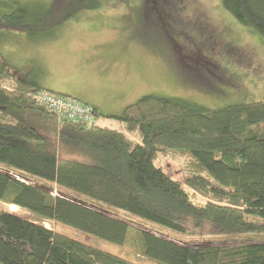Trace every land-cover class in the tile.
<instances>
[{
  "label": "trees",
  "instance_id": "1",
  "mask_svg": "<svg viewBox=\"0 0 264 264\" xmlns=\"http://www.w3.org/2000/svg\"><path fill=\"white\" fill-rule=\"evenodd\" d=\"M157 2L145 5L158 17ZM13 3L0 0V30L31 39L101 7L100 0ZM221 5L264 38V0ZM9 80L11 88L5 86ZM40 89L15 78L0 60V264H128L54 233L46 221L116 245L129 239L159 264H264V99L206 109L181 98L144 95L109 116L121 131L58 121L33 101ZM167 153L191 157L198 173L173 179L157 161ZM66 190L191 242L134 228L66 198ZM238 235L256 241H212Z\"/></svg>",
  "mask_w": 264,
  "mask_h": 264
},
{
  "label": "rangeland",
  "instance_id": "2",
  "mask_svg": "<svg viewBox=\"0 0 264 264\" xmlns=\"http://www.w3.org/2000/svg\"><path fill=\"white\" fill-rule=\"evenodd\" d=\"M4 1L11 5H15V1L43 5L51 0ZM100 3L98 10L78 13L34 39L26 34L0 30V60L11 72L29 67L39 80L46 79L52 86L62 88L57 71L61 60H55V56L65 47L64 38L76 33L86 39V44L96 45L101 53L107 52L109 56L123 53L134 66L140 64L145 75L141 96L176 97L206 109L264 99V38L253 27L239 24L222 8L221 0H158L155 7L160 14L158 17L149 4L145 5V0H100ZM161 20L166 24L165 31ZM81 42L76 39L71 44ZM12 85L11 80L5 83L9 88ZM127 98L128 94L122 93L120 100ZM100 124L123 131L120 124L104 118ZM126 135L139 141L137 135ZM157 161L180 182L199 171L191 157L167 153L160 155ZM44 188L51 190L48 186ZM52 193L62 196L55 189ZM64 194L70 200H78L134 228L175 241L191 242L121 211L90 203L70 191ZM9 209L18 211L15 206ZM20 214L32 221H43L23 211ZM43 223L54 233L117 256L128 264H159L139 254L129 239L123 245H116L67 225ZM212 239L218 244L256 241L244 235Z\"/></svg>",
  "mask_w": 264,
  "mask_h": 264
},
{
  "label": "crops",
  "instance_id": "3",
  "mask_svg": "<svg viewBox=\"0 0 264 264\" xmlns=\"http://www.w3.org/2000/svg\"><path fill=\"white\" fill-rule=\"evenodd\" d=\"M78 35L72 33L64 38L66 45L55 56V60H61L57 71L63 82L62 88L52 86L46 79L39 80L29 67L10 72L15 78L90 105L100 117L119 124L109 116L120 113L142 95L140 91L145 75L140 64L134 66L123 53L117 56L115 53L112 56L107 52L101 53L96 45L86 44V39ZM76 39L82 42L71 44ZM122 93L128 94L126 101L120 100Z\"/></svg>",
  "mask_w": 264,
  "mask_h": 264
},
{
  "label": "built area",
  "instance_id": "4",
  "mask_svg": "<svg viewBox=\"0 0 264 264\" xmlns=\"http://www.w3.org/2000/svg\"><path fill=\"white\" fill-rule=\"evenodd\" d=\"M33 101L52 112L58 121L77 123L83 126H101L95 109L73 97L50 90L40 89L32 95Z\"/></svg>",
  "mask_w": 264,
  "mask_h": 264
}]
</instances>
